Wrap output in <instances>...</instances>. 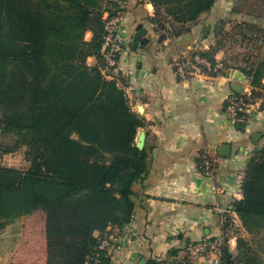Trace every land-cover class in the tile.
Listing matches in <instances>:
<instances>
[{"label": "trees", "instance_id": "1", "mask_svg": "<svg viewBox=\"0 0 264 264\" xmlns=\"http://www.w3.org/2000/svg\"><path fill=\"white\" fill-rule=\"evenodd\" d=\"M150 1L154 24L172 31L171 25L212 12L218 0ZM114 6L108 0H0V136L12 137V143L0 140V158L25 146L29 163L0 165V231L43 210L46 264H87L98 252L97 264H109L108 250H99L102 239L149 212L139 197L151 173V149L136 146L146 122L131 107L126 79L103 71L104 16ZM166 38L164 30L159 40ZM218 50L199 54L215 64ZM89 57L98 63L90 65ZM248 75L251 99L264 96V58ZM241 188L234 206L251 229L264 223V147L251 157ZM187 246L169 251L176 264H195ZM220 264H234L227 247Z\"/></svg>", "mask_w": 264, "mask_h": 264}, {"label": "crops", "instance_id": "2", "mask_svg": "<svg viewBox=\"0 0 264 264\" xmlns=\"http://www.w3.org/2000/svg\"><path fill=\"white\" fill-rule=\"evenodd\" d=\"M235 1L218 0L210 15L203 14L192 23L196 25V34L205 18L210 21L212 16L232 10ZM123 12L130 48L140 22L148 28L150 41L125 53L117 69L103 71L110 78L122 75L126 79L129 101L146 122L145 146L151 149L152 166L139 197L145 199L149 212L139 214L120 231H111L109 264H140L142 259L145 264L149 259L176 264L174 259L177 262L178 258L169 256L170 250L181 249L219 231L221 215L214 210L218 198L219 204L234 209L236 200L243 198L238 176H245L252 155L264 147V135L258 142L251 135L253 131L264 133V119L250 120L245 130H238L225 115L226 98L238 94L232 83L244 85V93L252 89L244 78L214 76L200 68L185 79L178 76L174 63L184 47L183 40L189 38L168 36L160 41L151 19L156 7L150 0H127ZM163 22L170 24V17L164 15ZM202 42L197 44L209 47L206 39ZM193 47L188 45L184 52L190 53ZM96 60L89 57L88 62L96 65ZM223 143L231 146L229 156L219 154ZM204 154L212 156L217 164L211 176L203 173ZM219 186L225 188V193L216 198L214 191ZM238 219V226L225 224L226 247L234 264H264V223L250 229L239 216ZM3 249L5 253V246ZM46 254V238L40 244L33 238L28 244L20 241L11 256L6 253V258L2 257V264H46ZM195 264L206 263L196 259Z\"/></svg>", "mask_w": 264, "mask_h": 264}, {"label": "rangeland", "instance_id": "3", "mask_svg": "<svg viewBox=\"0 0 264 264\" xmlns=\"http://www.w3.org/2000/svg\"><path fill=\"white\" fill-rule=\"evenodd\" d=\"M235 10L241 11L240 15H237L236 12L234 13ZM208 20V18H205L200 27H197V29H200L198 30L197 34L195 32L196 25L194 26L193 24L186 26L175 24V27L171 25L172 31L167 30V26L160 29V26L155 24L154 29L157 34H162L165 30V33H167L168 36L174 38H177V36H175L176 30L179 31L184 27L188 29L183 34V36H186L189 39L183 40L184 47L182 48L176 63H174L176 72L178 73V61L187 62L188 58L190 59V57H194L195 55L200 56L199 53L207 51L210 47L219 46L220 50H218L216 53L217 57L215 56V64H213L208 57L207 59L211 64L210 67L201 66L196 62L198 67L200 66L202 72H206L214 76L220 75L234 79H238L239 76L244 78L247 81V84H250V76L248 73L251 69V64L258 63L264 58V31L261 30L262 28L264 29V0H236L232 10L221 13L219 16H212L211 20ZM246 20L252 22V24H255L258 28L252 29L243 24L242 22ZM207 22H211L212 27L209 36L206 38V43H208L209 47L205 48V45H198L201 44V42L198 40V37H200L201 33H203ZM121 32L126 38V45L118 57L116 69L120 66L122 56L125 53L131 51L129 42L130 36L125 29H123ZM90 37L91 34L87 33L86 39ZM194 38L197 39V41L194 40ZM188 45H192L194 47L190 50V53L187 54L186 52ZM248 103L252 107L250 108L249 114H242L241 121L235 122L228 119L230 123H234L236 125L238 130L240 129L238 128L239 125L237 126V124L246 123V128L250 120L252 121L253 119L257 118L264 119V96L256 97L250 101L248 100ZM131 107L136 113L139 114L137 108L135 110L134 105L131 104ZM142 129L146 130L144 127H142ZM11 138L12 137L9 136H0V140L3 139L9 143H12ZM26 151L27 148L23 146L17 151L9 152L3 155L0 158V165H7L20 169L27 168L29 163L26 156ZM215 166H217V164ZM30 216H24L13 224L7 225L2 231H0V264H2L3 261L2 257L4 256L6 258V253L9 254V256L12 255V252H14L15 249L20 245V241L21 243L25 242L28 244L34 238L40 244L42 243V240H44V237L46 238L45 212L43 210L37 211ZM22 221L26 222L23 224ZM4 246L5 253H3ZM194 261H196V259H194Z\"/></svg>", "mask_w": 264, "mask_h": 264}, {"label": "built area", "instance_id": "4", "mask_svg": "<svg viewBox=\"0 0 264 264\" xmlns=\"http://www.w3.org/2000/svg\"><path fill=\"white\" fill-rule=\"evenodd\" d=\"M115 4L111 12H106L105 19V34L104 40L101 48V54L104 59L105 68L104 70H115L118 64V57L126 45V38L122 34L124 29V8L126 7L127 0H108ZM155 26V24L153 23ZM130 42V41H129ZM201 66L210 67V61L205 57H200L195 55L194 57L188 58L187 62L178 61V75L185 79L193 71L199 70L197 63ZM248 100H251V90L243 93L236 94L233 93L226 98L224 110L227 118L232 121H241L242 114H249L250 104ZM216 161L209 154H204L202 157V168L204 175H213L216 170ZM244 177L242 175L238 176V182L242 185ZM225 193V188L222 186L216 187L214 195L216 198ZM219 198L215 202L214 210L221 215V227L214 235L189 243L187 246V251L193 259H203L206 264H220L224 249L226 248L228 242V229L225 224L231 223V225L238 226L239 219L236 210L232 207H224L219 204ZM230 225V226H231ZM120 231V229H117ZM112 244V237H106L102 239L99 250H108ZM100 253H95L90 257L87 264H97L100 260Z\"/></svg>", "mask_w": 264, "mask_h": 264}, {"label": "water", "instance_id": "5", "mask_svg": "<svg viewBox=\"0 0 264 264\" xmlns=\"http://www.w3.org/2000/svg\"><path fill=\"white\" fill-rule=\"evenodd\" d=\"M211 23H207L206 27L203 31V33L201 34L200 37V42H202L203 40H205L211 31ZM149 30L146 27V25L142 22L138 23L135 27L134 33L132 35V40H131V49H133L134 51L138 50V48L140 46H145L149 43L150 38L148 36ZM232 87L234 89V91H236L238 94H243L244 93V85L239 84V83H232ZM252 139L254 142H258L264 135L263 132H258V131H253L252 132ZM146 138H147V132L146 130L140 128L138 130V134L136 137V146L139 149H144L145 147V143H146ZM230 151H231V146L227 143H223L220 146L219 149V154L221 156H229L230 155ZM145 259H142L140 261V264H145ZM174 262L176 263V259H174Z\"/></svg>", "mask_w": 264, "mask_h": 264}]
</instances>
